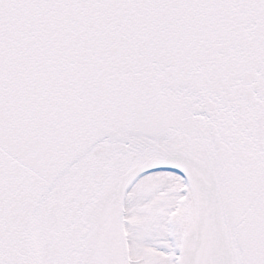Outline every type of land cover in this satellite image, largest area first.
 Here are the masks:
<instances>
[{
    "label": "snow or ice",
    "instance_id": "1",
    "mask_svg": "<svg viewBox=\"0 0 264 264\" xmlns=\"http://www.w3.org/2000/svg\"><path fill=\"white\" fill-rule=\"evenodd\" d=\"M0 264H264V0H0Z\"/></svg>",
    "mask_w": 264,
    "mask_h": 264
}]
</instances>
